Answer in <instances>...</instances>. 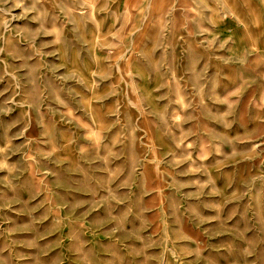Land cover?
Instances as JSON below:
<instances>
[{
	"label": "rangeland",
	"instance_id": "rangeland-1",
	"mask_svg": "<svg viewBox=\"0 0 264 264\" xmlns=\"http://www.w3.org/2000/svg\"><path fill=\"white\" fill-rule=\"evenodd\" d=\"M133 1L0 0V264H264L250 101Z\"/></svg>",
	"mask_w": 264,
	"mask_h": 264
},
{
	"label": "crops",
	"instance_id": "crops-1",
	"mask_svg": "<svg viewBox=\"0 0 264 264\" xmlns=\"http://www.w3.org/2000/svg\"><path fill=\"white\" fill-rule=\"evenodd\" d=\"M132 3L137 7V34L146 35L149 42L159 41L158 30L167 25L173 35L169 38L172 44L177 29L183 27L191 29L188 33L194 36H203L205 47L217 52V59H203V65L217 67L216 81L226 82L228 77L235 85V93L240 92L239 98L249 99L248 121L241 125L249 132L251 163L257 169L263 168L264 0H135ZM147 27L149 31L143 30Z\"/></svg>",
	"mask_w": 264,
	"mask_h": 264
}]
</instances>
